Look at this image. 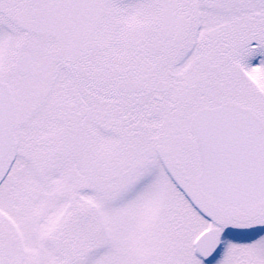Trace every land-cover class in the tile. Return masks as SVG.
I'll use <instances>...</instances> for the list:
<instances>
[{"label": "snow or ice", "instance_id": "snow-or-ice-1", "mask_svg": "<svg viewBox=\"0 0 264 264\" xmlns=\"http://www.w3.org/2000/svg\"><path fill=\"white\" fill-rule=\"evenodd\" d=\"M0 264H264V0H0Z\"/></svg>", "mask_w": 264, "mask_h": 264}]
</instances>
